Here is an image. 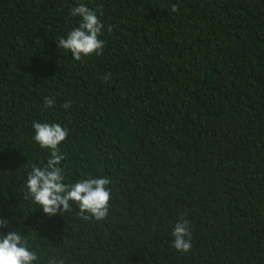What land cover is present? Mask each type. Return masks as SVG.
Segmentation results:
<instances>
[{"label":"trees","instance_id":"1","mask_svg":"<svg viewBox=\"0 0 264 264\" xmlns=\"http://www.w3.org/2000/svg\"><path fill=\"white\" fill-rule=\"evenodd\" d=\"M80 2L105 44L76 61ZM34 122L67 128L66 183L111 180L104 220L25 198ZM0 214L37 264H264V0H0Z\"/></svg>","mask_w":264,"mask_h":264},{"label":"clouds","instance_id":"2","mask_svg":"<svg viewBox=\"0 0 264 264\" xmlns=\"http://www.w3.org/2000/svg\"><path fill=\"white\" fill-rule=\"evenodd\" d=\"M173 11H176L175 6ZM70 14L79 18L78 26L59 38L58 48L70 52L76 61H80L82 57L99 54L105 44L100 38L104 29V24L99 18L102 13L91 10L86 3L80 2L72 7ZM44 103L47 108H52L54 99L45 97ZM64 107L67 109L70 105L65 104ZM32 128L34 141L50 155L46 164L33 165L28 172L24 183L25 198L31 200L50 218L58 214L62 216L63 212L70 209L71 204H75L84 219L91 217L96 221L104 220L109 214L111 192L108 186L111 180L107 176H100L66 183L65 172L61 166L65 155L60 151V145L68 136L67 128L59 123L48 122H34ZM16 221L5 219L0 214V264H37V253L30 248L26 235H22V231L15 227ZM171 236V247L176 251L187 253L191 250L192 237L186 219H177ZM48 264L65 262L53 257Z\"/></svg>","mask_w":264,"mask_h":264}]
</instances>
